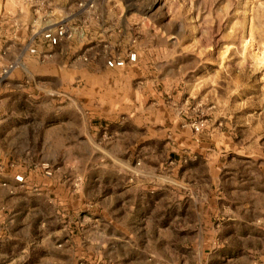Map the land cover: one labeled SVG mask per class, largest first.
<instances>
[{
    "label": "rangeland",
    "instance_id": "1",
    "mask_svg": "<svg viewBox=\"0 0 264 264\" xmlns=\"http://www.w3.org/2000/svg\"><path fill=\"white\" fill-rule=\"evenodd\" d=\"M70 4L103 37L0 108V150L32 191L0 205V264H235L264 238V0H0V15L20 35Z\"/></svg>",
    "mask_w": 264,
    "mask_h": 264
},
{
    "label": "crops",
    "instance_id": "2",
    "mask_svg": "<svg viewBox=\"0 0 264 264\" xmlns=\"http://www.w3.org/2000/svg\"><path fill=\"white\" fill-rule=\"evenodd\" d=\"M60 1V0H59ZM60 2H57L56 5H59ZM66 3L65 5H67ZM64 8V7H63ZM60 9L57 12L58 15V25L59 24H68L77 25V32L74 37L70 40H63L56 48L51 50L53 52L52 57L45 60L42 64V61L38 59L37 56L31 55L28 53V49L37 42L36 46L38 52L45 51V45L41 39V32L45 26L33 25L30 23V29L25 34L18 35L17 33L11 32L8 35V11L5 8V11L0 15V108L4 104H8V97H11L12 100H15V96L20 94L22 91L29 97L33 95L27 91L29 88L27 85L30 84V78L40 77L39 75L50 73V69L57 60H61L64 56L74 55L77 52L84 50V52L91 51L92 47L89 46L94 37L100 38L103 37L96 32L92 33L91 21L86 17V12L82 11L80 8H76L75 4H70L66 8V12H63ZM24 33V32H22ZM95 34V36L93 35ZM13 61H19L21 66L14 71H12L8 76H4L1 72L2 68L8 63ZM48 66L49 68H44ZM59 67V66H58ZM104 70H107L106 66H102ZM19 70V72H17ZM102 70V69H100ZM22 88V91L18 90ZM5 112V110H3ZM3 114H0L2 117ZM73 126L72 123L68 124L67 127ZM12 159L8 156V151L2 152L0 150V205L4 201L8 200V207H13V203L16 204V201H21V199L27 200V197L32 196V191L26 180L24 186H19L14 181L10 170V164ZM25 171V170H24ZM39 175V174H38ZM36 175L35 177L38 180H41L42 175ZM31 173H26V178L31 177ZM135 190L137 191L136 186ZM126 189H132V185L123 186L122 192ZM17 195V196H16ZM109 199V195L105 198ZM75 201L68 203V206L74 205ZM72 207V206H71ZM74 207V206H73ZM248 210V209H247ZM127 214V212H125ZM16 230V229H15ZM104 230H101V233L98 232L100 236V242L97 244L101 245L106 238ZM17 234V230L13 229L9 234ZM249 236V234H247ZM10 237V235H9ZM262 237H264L262 235ZM257 243H251V246H244L241 251V255L238 257L237 254L231 253L230 260L235 264H264V238L257 237ZM259 245V248L256 247Z\"/></svg>",
    "mask_w": 264,
    "mask_h": 264
},
{
    "label": "built area",
    "instance_id": "3",
    "mask_svg": "<svg viewBox=\"0 0 264 264\" xmlns=\"http://www.w3.org/2000/svg\"><path fill=\"white\" fill-rule=\"evenodd\" d=\"M92 6L93 5L89 3V1L81 4V7L86 9H90ZM77 29V27H72L68 24H59L53 28H47L41 32V39L43 41V45H45V51L38 52L36 46H32L28 49V53L37 56L40 61H45L52 57L53 52L51 50L56 48L63 40L72 39L76 34ZM136 60L137 53L134 51H128L125 56H118L108 59L105 62V66L109 69H124L127 65H133ZM20 66L21 63L19 61L8 62L2 68L1 72L4 76H8L12 71L19 68ZM203 126V122H197L192 125V129L195 132H199ZM17 168L18 166L15 164H10V170L13 172L12 177L14 181L19 186H24L26 184L25 175L19 172Z\"/></svg>",
    "mask_w": 264,
    "mask_h": 264
}]
</instances>
